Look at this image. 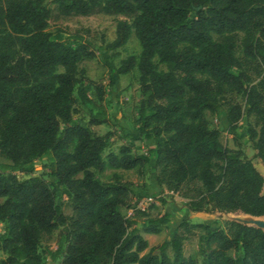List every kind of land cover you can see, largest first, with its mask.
Returning a JSON list of instances; mask_svg holds the SVG:
<instances>
[{
	"label": "trees",
	"instance_id": "16d2710c",
	"mask_svg": "<svg viewBox=\"0 0 264 264\" xmlns=\"http://www.w3.org/2000/svg\"><path fill=\"white\" fill-rule=\"evenodd\" d=\"M98 13L123 17L104 49L131 35L138 41V55L120 59L115 72L137 71L139 125L129 139H151L146 153L122 144L102 155L110 133L91 129L107 121L102 90L78 77V64L93 51L46 30L51 17ZM76 102L93 108L84 124L72 119ZM205 112L225 118L235 148L221 143ZM250 117L246 140L264 167V0H0V264H40L41 235L53 230L55 249L47 252L60 254L59 264H264V229L234 220L219 228L183 218L169 239L145 251L141 233L157 234L168 214L135 227L144 213L126 216L131 184L116 173L110 181L94 175H141L152 159L156 185L188 211L264 216V179L238 141V122ZM43 155L51 181L30 175ZM190 235L199 260L182 252Z\"/></svg>",
	"mask_w": 264,
	"mask_h": 264
},
{
	"label": "rangeland",
	"instance_id": "374dc122",
	"mask_svg": "<svg viewBox=\"0 0 264 264\" xmlns=\"http://www.w3.org/2000/svg\"><path fill=\"white\" fill-rule=\"evenodd\" d=\"M52 6V4H48ZM117 19H123L120 15H106L102 13L93 14L90 16H58L51 17L48 20L46 30L52 38L74 45L83 42L87 44L89 49L93 51V57L88 60H82L78 64L80 79L89 80L93 85H97L102 90V99L100 104L104 108L107 116L105 123L91 126V129L98 135L110 133L106 140V146L102 151V155L107 152H116L119 145H130L133 153H146L147 149L153 144L151 139H129L130 136H136L138 133V106L140 94L137 83V71L132 68L125 74H118L115 68L118 66V61L126 56H137L140 50L138 41L131 35L128 40L113 51L104 49V45L109 43L114 38L115 22ZM242 33L237 34L235 55L240 56V39ZM157 69L165 70L163 64H157ZM88 98L95 101L93 89L88 92ZM93 109L90 104L76 102L72 113V119L80 123H85L88 120L89 113ZM208 125L216 127L221 131L220 141L223 145L229 148H235L231 136L226 133V121L220 114H211L205 112ZM247 123L254 125L253 118H241L238 122L237 131L239 133V148L243 155L249 158L255 169L262 175L263 166L260 160L255 157V151L251 148L250 143L246 140L245 126ZM48 155H43L40 159L33 161L31 176H36L45 181L52 179L47 176ZM152 159L144 165L141 175H137L133 170L107 169L102 173L94 171V175L102 181H110L112 173L120 176L121 180L131 184L133 193L129 195V209L126 211V216L131 217L132 213L139 210L138 205L144 207L142 213L144 216L136 218L135 227L140 228L145 219L168 214V221L160 227L157 234L141 233L142 237L147 241L145 251L151 246L161 243L163 240L169 239L174 231L176 224L183 218L189 219L188 212L184 210V202L175 197L170 192L159 188L154 181V172L151 168ZM17 177L24 178L25 175L19 172ZM264 194V180L261 188ZM2 199H0V202ZM56 204L64 214H70V204L65 197L57 195L55 198ZM205 223H209L211 227H224L225 220H240L245 218L241 213H221L214 212L206 214ZM264 218V216H262ZM195 219V218H194ZM2 226L0 224V232ZM57 231L53 230L50 234H42L38 251L42 255L40 264H59L61 255L58 254L54 259L49 257L47 251L55 249V240ZM197 238L196 235L188 236L182 242V252L185 256L199 260L197 254ZM170 256L171 250L169 247L165 249ZM5 254L0 251V259H3Z\"/></svg>",
	"mask_w": 264,
	"mask_h": 264
},
{
	"label": "water",
	"instance_id": "95a60500",
	"mask_svg": "<svg viewBox=\"0 0 264 264\" xmlns=\"http://www.w3.org/2000/svg\"><path fill=\"white\" fill-rule=\"evenodd\" d=\"M234 221H237L244 225L253 226V227H256L262 230L264 229V218L262 217H253L250 215H246L245 218L240 219V220H234Z\"/></svg>",
	"mask_w": 264,
	"mask_h": 264
},
{
	"label": "crops",
	"instance_id": "0c3cea01",
	"mask_svg": "<svg viewBox=\"0 0 264 264\" xmlns=\"http://www.w3.org/2000/svg\"><path fill=\"white\" fill-rule=\"evenodd\" d=\"M153 144L150 145V147H152ZM175 197H177L175 194H173ZM179 198V197H177ZM181 199V198H179ZM183 202H185L183 199H181ZM184 210L186 212H188V214H192L191 216L188 215L189 219H191L192 221L191 222H205V220L207 219L205 216L207 213H204V212H191V211H188L187 208L185 207L184 205ZM195 218V219H194Z\"/></svg>",
	"mask_w": 264,
	"mask_h": 264
},
{
	"label": "built area",
	"instance_id": "2783aa9c",
	"mask_svg": "<svg viewBox=\"0 0 264 264\" xmlns=\"http://www.w3.org/2000/svg\"><path fill=\"white\" fill-rule=\"evenodd\" d=\"M136 208H138L139 210H144V207L138 205Z\"/></svg>",
	"mask_w": 264,
	"mask_h": 264
},
{
	"label": "bare ground",
	"instance_id": "6f19581e",
	"mask_svg": "<svg viewBox=\"0 0 264 264\" xmlns=\"http://www.w3.org/2000/svg\"><path fill=\"white\" fill-rule=\"evenodd\" d=\"M261 164V163H260ZM262 166V165H261ZM263 169H264V167H263ZM263 174V176H264V172L262 173ZM242 214V213H241ZM243 216H245L246 217V215H244V214H242ZM262 217V216H261Z\"/></svg>",
	"mask_w": 264,
	"mask_h": 264
}]
</instances>
